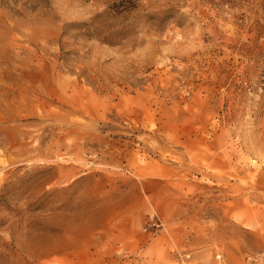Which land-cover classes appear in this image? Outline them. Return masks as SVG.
Listing matches in <instances>:
<instances>
[{
  "label": "rangeland",
  "instance_id": "rangeland-1",
  "mask_svg": "<svg viewBox=\"0 0 264 264\" xmlns=\"http://www.w3.org/2000/svg\"><path fill=\"white\" fill-rule=\"evenodd\" d=\"M0 264H264V0H0Z\"/></svg>",
  "mask_w": 264,
  "mask_h": 264
},
{
  "label": "built area",
  "instance_id": "built-area-1",
  "mask_svg": "<svg viewBox=\"0 0 264 264\" xmlns=\"http://www.w3.org/2000/svg\"><path fill=\"white\" fill-rule=\"evenodd\" d=\"M160 219L158 218V216L153 212L151 211L149 214H148V222L152 225H158Z\"/></svg>",
  "mask_w": 264,
  "mask_h": 264
}]
</instances>
